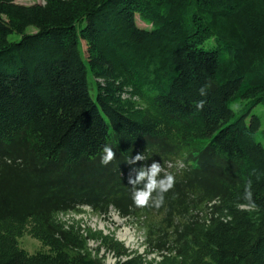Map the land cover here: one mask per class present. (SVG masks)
Returning a JSON list of instances; mask_svg holds the SVG:
<instances>
[{
    "label": "trees",
    "instance_id": "1",
    "mask_svg": "<svg viewBox=\"0 0 264 264\" xmlns=\"http://www.w3.org/2000/svg\"><path fill=\"white\" fill-rule=\"evenodd\" d=\"M263 118L264 0H0V264H264ZM154 161L174 187L136 207ZM84 206L144 252L60 218Z\"/></svg>",
    "mask_w": 264,
    "mask_h": 264
},
{
    "label": "rangeland",
    "instance_id": "2",
    "mask_svg": "<svg viewBox=\"0 0 264 264\" xmlns=\"http://www.w3.org/2000/svg\"><path fill=\"white\" fill-rule=\"evenodd\" d=\"M42 0H14L15 3L20 4H33L41 3ZM143 25V24H141ZM237 104V103H236ZM234 104L235 108H238L239 104ZM251 113L261 114L260 106L256 105L250 110ZM262 115V114H261ZM264 127V118L261 120ZM260 136V135H259ZM178 165V164H177ZM80 212H70L61 216L60 218L65 221L74 220L79 223L80 226H88L91 230L100 231L103 234H112L114 239L125 246V248L136 250L137 253L144 252V230L140 222H137L135 218H123L116 213L115 210L111 209L107 215L101 216L90 210L89 207H81ZM18 243L21 247L29 252H33L40 247V243L29 235H22L18 238ZM90 248H94L96 243L88 242ZM105 262L112 264L114 258L111 254H104Z\"/></svg>",
    "mask_w": 264,
    "mask_h": 264
},
{
    "label": "clouds",
    "instance_id": "3",
    "mask_svg": "<svg viewBox=\"0 0 264 264\" xmlns=\"http://www.w3.org/2000/svg\"><path fill=\"white\" fill-rule=\"evenodd\" d=\"M200 95H206L204 88L199 90ZM204 101L197 102V109H202ZM103 154L100 157L101 165H108L115 159V152L113 149L105 145L102 149ZM146 159L144 154L137 153L135 156L128 158L126 161L128 164H135L137 161ZM135 173L134 177L129 176L128 183L132 185L131 198L133 204L136 207H146L154 205L159 207L163 204L164 194L167 193L174 187L175 179L174 176L165 171L162 165L158 162H152L148 166H142L139 169H132ZM163 173V175H161ZM259 179V177H257ZM142 187H138L141 186ZM252 181L248 180L245 184L243 199L249 202L250 208H255V204L252 201L251 192ZM155 193V196L153 195Z\"/></svg>",
    "mask_w": 264,
    "mask_h": 264
}]
</instances>
